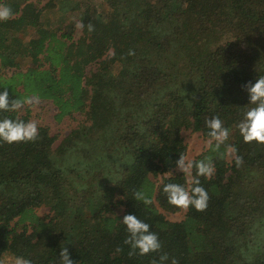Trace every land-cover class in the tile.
I'll list each match as a JSON object with an SVG mask.
<instances>
[{"label": "trees", "instance_id": "1", "mask_svg": "<svg viewBox=\"0 0 264 264\" xmlns=\"http://www.w3.org/2000/svg\"><path fill=\"white\" fill-rule=\"evenodd\" d=\"M35 1L6 0L15 14L0 22V86L88 123L56 147L47 125L35 141L0 143V261L58 264L64 245L78 264H159L162 253L165 264H264V144L244 143L236 129L251 106L241 85L264 75V0H100L70 22L60 15L74 0ZM213 115L230 136L193 159L216 167L200 178L208 206L170 220L164 212L183 208L161 189L188 179L174 173L188 152L182 131L210 139ZM229 145L244 157L240 167ZM126 213L153 226L161 252L129 255Z\"/></svg>", "mask_w": 264, "mask_h": 264}, {"label": "clouds", "instance_id": "2", "mask_svg": "<svg viewBox=\"0 0 264 264\" xmlns=\"http://www.w3.org/2000/svg\"><path fill=\"white\" fill-rule=\"evenodd\" d=\"M14 14L6 0H0V22L12 19ZM76 27L82 29L85 25L77 21ZM87 30L94 31V25L91 22L88 23ZM241 87L248 93L249 102L247 105L251 106L243 111L236 124V129L244 143L264 144V75H259L254 82L247 81ZM40 102L41 98L36 93L22 99L15 96L10 97L8 86H0V143L30 142L38 138V123L31 119L21 118L19 112L25 105L37 106ZM9 113H17V115L13 117L8 115ZM205 126L208 129L207 136L210 137L209 145L214 142L215 147L219 148L229 139L230 128L225 126L219 115L207 118ZM232 147L229 145L230 152L228 154L234 156L236 167H240L244 162V157L231 151ZM175 167L185 177H192L193 169H195V174L191 179H186L184 184L176 182L163 184L161 192L166 197L168 204L184 209L192 207L196 211L206 209L209 193L200 178L211 179L216 172L215 164L207 157L190 160L184 153H180L175 161ZM136 199L142 200L146 206L152 205L154 202L152 198L144 196L140 192L136 193ZM120 222L125 226L127 233L123 243L129 247V255L145 256L149 253L161 252L163 245L160 237L146 220L141 219L137 214L126 213L120 218ZM117 251H121V248H117ZM168 259V254L162 253L159 256V264H165ZM0 264H3V261H0ZM14 264H34V261L24 256H17L14 259ZM58 264H78V262L71 258L68 247L63 245L59 250ZM153 264H157V262L154 260ZM171 264H179V262L172 258Z\"/></svg>", "mask_w": 264, "mask_h": 264}, {"label": "rangeland", "instance_id": "3", "mask_svg": "<svg viewBox=\"0 0 264 264\" xmlns=\"http://www.w3.org/2000/svg\"><path fill=\"white\" fill-rule=\"evenodd\" d=\"M73 6L75 7L74 11H71L69 13H63L60 15V17L64 20H67V22H70V20H77L79 18L80 14L87 9L93 13L96 12L100 6V0H74ZM33 2H36L33 0ZM46 1L43 0V3ZM89 12V13H90ZM81 33V29L79 28L76 31V37L79 36ZM24 66H32L36 65L35 61L29 60L27 63L23 64ZM95 68V67H94ZM59 110L57 106L52 102L48 100H41L40 104L37 106H29L25 105L24 108L19 112L21 115L28 114L31 120H34L38 123V126L40 125H47L50 127L51 134L57 135L58 138L54 143V146L56 147L63 138H65L66 135H68L73 129L79 127L82 124H87L88 121L86 119V116L83 113H75L73 116H66L62 119L57 118ZM182 136L185 140V143L188 147L187 152V159L193 160L196 156L201 154L205 149L209 147V140L204 138L200 133L193 132L191 130L183 129ZM174 173H182L174 170ZM188 179H191L192 177H187ZM38 214L40 216H45L48 213V209L45 207H40L37 209ZM186 209L183 208L180 212L177 213H168L164 212V214L168 217L170 220L179 221L184 218ZM15 257L7 255L4 258L3 264H14Z\"/></svg>", "mask_w": 264, "mask_h": 264}]
</instances>
